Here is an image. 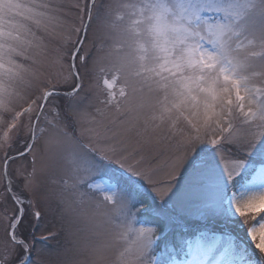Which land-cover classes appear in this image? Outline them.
<instances>
[{"label": "snow or ice", "instance_id": "snow-or-ice-1", "mask_svg": "<svg viewBox=\"0 0 264 264\" xmlns=\"http://www.w3.org/2000/svg\"><path fill=\"white\" fill-rule=\"evenodd\" d=\"M95 7V0L86 5L84 28L94 24L108 42L105 64L96 73L98 86L103 78L104 99L97 98L95 115L75 102L63 113L53 108L38 136L39 114L33 121V112L38 107L42 114L58 93L45 89L37 99L21 93L38 79L30 53L43 48L36 32L51 23L52 8L46 0H0L5 177L9 161L16 158L8 150L21 136L29 134L26 152L18 156L32 153L42 139L39 174H58V196L65 207L85 200L94 205V250L107 264H177L167 256V241L157 254L160 225L170 220L168 201L183 187H195V212L223 219L233 226L236 239L200 231L184 241L186 259L179 264H264V0H108L103 11L93 13ZM78 55L79 48L70 53L76 81L81 79L74 63ZM80 61L87 66L88 57ZM117 81L123 85L118 95L113 91ZM82 87L75 83L64 95L77 97ZM105 120L116 128L128 125L125 131L138 137L136 146L129 150L123 134L106 126L103 134L84 127ZM85 135L87 143L81 139ZM224 142L235 143L244 156L221 168L211 156ZM161 144L178 149L163 186L152 169L142 167L143 157L137 158ZM35 165L34 156L24 185L38 190ZM5 192L24 203L11 181ZM23 212L10 218L13 247L5 246V261L21 246L16 264L31 261L29 246L15 233ZM34 215L39 219L40 212Z\"/></svg>", "mask_w": 264, "mask_h": 264}, {"label": "rangeland", "instance_id": "rangeland-1", "mask_svg": "<svg viewBox=\"0 0 264 264\" xmlns=\"http://www.w3.org/2000/svg\"><path fill=\"white\" fill-rule=\"evenodd\" d=\"M90 1L92 3V0H46L51 5L53 20L36 32L37 37L43 41V48L33 49L30 53L35 59V64L31 67L38 74V79L34 81L30 89H26L21 94L37 99L45 89L70 91L75 83H81L83 87L77 97H69L62 93L53 96L49 99L42 114L40 108H35L32 119L35 121L39 114V123L36 129L38 136L40 135L39 129L46 127V119H51L54 115L53 108L59 109L63 113L67 111L70 102H75L95 115L96 108L100 106L97 103V98L104 99V96L100 94L101 89L104 88L103 78L98 86L96 73L98 68L105 64L102 58L108 49V42L93 24L87 28V31L84 30L82 44L80 41L77 45L86 17V5ZM95 3L96 7L93 9V13L97 10L103 11V5L107 4L108 0H95ZM75 48H79V55L74 61L75 70H78L81 77L79 81L75 80V76L72 74L74 70L71 68L73 60L70 53ZM80 56L88 57L87 66L81 64ZM93 61H98V63L94 65ZM107 78L111 80L110 75ZM122 86V82L117 81L113 85V91L118 95ZM25 123H28L27 117ZM105 126L122 133V139L129 145V150L136 146L138 137L134 131H125L128 125L116 128L105 120L101 125L86 124L84 127H96L103 134ZM77 131L79 134V129ZM107 135H112V133L107 132ZM28 138L29 134L25 132L21 139L8 150V155L16 158L9 161L7 176L8 182L11 181L13 192L20 196V200L24 201L23 204L18 201L24 212L23 219L18 224L15 233L17 239L24 240L30 248V264H107L106 260L99 259L101 254L94 250L95 238L92 229L95 222L92 215L94 205L85 200L83 204L73 203L70 207H65L60 203L58 196L61 190L58 174H39L44 155L42 139L36 142L32 153H26L24 156L14 155L24 149L26 152L25 142ZM81 139L83 143H87L88 136L85 135ZM177 150L176 146L154 145L147 147L137 158L143 157L142 167L152 169L154 179L163 186L168 181L167 173L170 170L171 159ZM34 156L38 172L34 184H39L38 190L26 188L24 185V177L33 171ZM243 156L242 148H238L235 143L224 142L221 144L218 154L214 152L211 159L222 168L225 164H230L231 161ZM4 158L5 149L0 148V261H3V264H15L16 255H23L19 245L15 246L16 253L13 254V259L4 260L5 246L13 247L8 236L9 221L17 212L16 204L5 192L7 186L2 173ZM251 167L258 168L260 165L252 164ZM248 179H251V175L248 176ZM146 200L147 204L151 205V199L146 198ZM197 206L198 191L195 187L187 186L173 196L165 206L170 220L161 222V238L171 230L189 228L192 231L189 237L183 236L177 240V243L170 238L166 240L168 244L173 245L175 252L183 253L181 256H173L172 260L177 264L186 259L184 252L187 250V246L184 241L200 231L215 233L219 236L229 235L232 239H236L232 225L225 223L219 217L202 218L195 212ZM37 211L40 212L39 219L34 215ZM213 219L216 222H211ZM139 226V224H134V227ZM173 237L176 239L177 236L173 235Z\"/></svg>", "mask_w": 264, "mask_h": 264}, {"label": "trees", "instance_id": "trees-1", "mask_svg": "<svg viewBox=\"0 0 264 264\" xmlns=\"http://www.w3.org/2000/svg\"><path fill=\"white\" fill-rule=\"evenodd\" d=\"M235 152H237V151H235ZM146 201L147 200L145 199V203H148ZM143 215L146 216L147 213H143ZM160 227H161V225H160ZM168 234H172L171 239H173L175 241V243H177L178 242L177 240H180L181 238H183V236L190 234V232H189V229H185L184 231L181 229H177V230H171ZM173 235L177 236L176 239L173 237ZM171 246L172 245L169 244V250H168V254H167L168 257L171 256L175 250V249H173V247L171 248ZM175 255H178V254L176 253Z\"/></svg>", "mask_w": 264, "mask_h": 264}, {"label": "water", "instance_id": "water-1", "mask_svg": "<svg viewBox=\"0 0 264 264\" xmlns=\"http://www.w3.org/2000/svg\"><path fill=\"white\" fill-rule=\"evenodd\" d=\"M85 24H86V21H85V23H84V25H83L82 33H83V30H84V26H85ZM81 39H82V34H81V37H80V39H79V41H78V44L80 43ZM3 172L5 173V169H3ZM4 176H5V175H4ZM5 182L8 183V178H7V177H5Z\"/></svg>", "mask_w": 264, "mask_h": 264}]
</instances>
